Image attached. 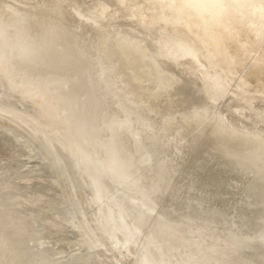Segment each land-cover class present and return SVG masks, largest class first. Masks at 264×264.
Returning <instances> with one entry per match:
<instances>
[{
    "label": "water",
    "instance_id": "1",
    "mask_svg": "<svg viewBox=\"0 0 264 264\" xmlns=\"http://www.w3.org/2000/svg\"><path fill=\"white\" fill-rule=\"evenodd\" d=\"M0 264H264V0H0Z\"/></svg>",
    "mask_w": 264,
    "mask_h": 264
}]
</instances>
